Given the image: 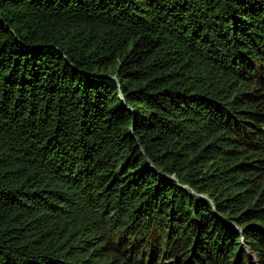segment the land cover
<instances>
[{"label":"trees","instance_id":"trees-1","mask_svg":"<svg viewBox=\"0 0 264 264\" xmlns=\"http://www.w3.org/2000/svg\"><path fill=\"white\" fill-rule=\"evenodd\" d=\"M0 264H264V0H0Z\"/></svg>","mask_w":264,"mask_h":264}]
</instances>
